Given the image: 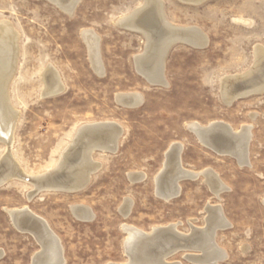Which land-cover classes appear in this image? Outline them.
<instances>
[{
  "label": "rangeland",
  "instance_id": "374dc122",
  "mask_svg": "<svg viewBox=\"0 0 264 264\" xmlns=\"http://www.w3.org/2000/svg\"><path fill=\"white\" fill-rule=\"evenodd\" d=\"M157 3L170 25L197 28L206 39L200 47L182 42L170 47L162 86L137 71L135 59L146 48L142 32L117 25L143 11L146 0H78L70 14L48 0H0V25L15 36L0 51V62L13 67L2 69L0 63V74L8 78L4 109L13 120L0 132V166L15 162L0 176V264H32L41 250L31 234L12 224L7 210L28 207L44 219L59 240L64 264H127L123 225L149 233L178 222L177 231L187 236L192 225L206 228L211 205L230 223L216 232L217 247L225 253L218 264H264V91L230 105L220 94L223 79L247 73L255 50L264 49V0ZM87 31L98 39L101 74L91 64L83 39ZM47 71L58 82L50 90L42 80ZM134 93L142 96L139 106L117 102L118 96ZM219 121L233 131L251 126L247 164L209 150L188 130L190 123ZM99 123L113 124L120 135L114 152L97 149L90 155L98 168L87 185L63 192L38 182L63 164L79 130ZM174 143L182 146L183 168L211 169L227 189L216 197L199 176L181 181L174 199L157 197L154 177ZM133 173L144 179L130 181ZM126 200L132 205L124 216L120 209ZM75 206L91 209L93 218H75ZM200 254L184 250L167 261L193 264L185 256Z\"/></svg>",
  "mask_w": 264,
  "mask_h": 264
},
{
  "label": "bare ground",
  "instance_id": "6f19581e",
  "mask_svg": "<svg viewBox=\"0 0 264 264\" xmlns=\"http://www.w3.org/2000/svg\"><path fill=\"white\" fill-rule=\"evenodd\" d=\"M48 1L55 4V6L63 9L64 12L65 11L68 12V14H70L73 11L74 7L78 3V0H48ZM203 1L204 0H191V2L194 3H199ZM157 2L158 0H146V6L143 10L144 12L140 9L141 11L139 12L137 11L133 15L130 13L131 15L120 18L117 22V25L123 26L126 29L134 30L135 32L136 31L142 32L143 37H145L146 39V46H145L146 48L144 55L138 56L135 59L137 71L142 77H144V79H146L148 83L162 86L166 84L163 78V70H164L163 61L170 47L177 42L187 43L194 47H200L205 43L206 39L204 35L197 30V28L181 29L170 25L161 14L162 9H160ZM0 26H1L0 51L1 50L3 51V49L6 50L7 45H11L9 41H13L11 39H14L15 36L14 37L12 36L11 38L12 33L10 32V30L5 25H0ZM83 35H84L83 39L87 45L90 54L89 57L91 60V64L95 67V70L99 74H101L102 67L98 55L99 52L98 39L90 31L84 32ZM15 43H13L14 46L16 45ZM7 50L9 51V49ZM254 56H255V61L253 67L247 73H244L242 75H236V76L233 75L226 77L221 82L220 94L222 96L223 101L226 102V105L227 104L230 105L231 103H233V101H235L240 97H246L250 94H254V93L257 94L264 91V49L260 48L259 50H255ZM15 60H16V55H15ZM8 64L9 63L7 62V60H5L2 64L3 65L2 69H6L7 67L10 68ZM42 80L47 90L54 88L58 83L57 79L55 78V74H53V72L50 71H47L43 74ZM7 83H8V78L7 76H5V73L0 74V132L7 129L9 120L13 121L11 119L8 120L9 115H11V112L9 111L7 112L4 109V105L8 103L7 94H6L8 91L7 89H6L7 92L5 91ZM239 84L245 85V87L252 86V88L245 89L246 91H243V89H238ZM49 93L51 94V92ZM141 101H142V96L137 93L126 94L117 97V102L125 107H137L140 105ZM214 124H222V126H224L223 129L226 132L227 138L223 134L225 132L223 133L217 131L207 132L208 130L207 131L200 130V129L210 128ZM227 125L226 123L223 124L220 121L213 122L205 126H201L198 123L194 122L188 124V130L195 136V138L201 145L205 147L210 146L211 148H213L217 152H220L221 154L229 153L238 162V164L245 165L247 164L248 156L246 153V148L251 138L250 135L251 126L248 125L243 126L239 130L233 131L232 129L228 130ZM119 135H120V130H118V128L111 123H99L90 126H85L81 130H79L78 133L76 134L73 144L69 152L67 151V156L63 160V164H61L59 169L53 173L54 175H52L48 179L46 178L40 179L38 182L40 183L46 182L45 184L47 185L50 184L48 185L49 187L46 186V189H51L52 191L75 192L81 190L85 185H87L90 176L98 168V166H96V164H94L92 162L93 160H91L90 158L92 152L97 149L101 150L102 152H109V153L114 152L117 147V140L119 138ZM215 145H217V147H215ZM181 149L182 146L179 143H174L171 146H169L165 154V161L163 168L154 177V187H155L154 190H155V195L157 197L163 199L164 201H170L171 199H174L179 195L180 193L179 183L181 181L191 178L194 180V177L196 178L199 176H202L203 182L208 186V188L216 197L221 192L227 189V187L223 184V182H221V180L218 178L217 173H215L211 169H205L201 172H192L190 170H186L185 168H183L180 162ZM221 150H224L225 152ZM12 163L13 162L10 161L4 162L0 166V176L3 175V173L6 170L11 168L13 170V168H15L13 165L15 162L13 164ZM165 169L166 172L163 175V171ZM7 174L8 173H6V175ZM59 174H62L63 179L65 181L64 184L66 185H62L61 187H57L56 189V187L51 186V179H53V177ZM18 175L21 174L18 173ZM128 177L130 181L133 182L144 179L143 174H137V173L130 174L128 175ZM8 178L9 177H7V179ZM38 186L40 185L38 184ZM263 204H264V199H263ZM131 205L132 203L126 200L122 205L120 212L124 216H127L130 213ZM27 208L25 207L12 211L9 210L7 211L10 215L12 224L18 230L22 229L31 232L37 237V239L40 242L39 244L41 250L38 253H36V255H34L32 264H64V260H63L64 257L62 254L63 250L59 245V240L57 239L56 235L53 234V232H50L48 224L44 219L34 215ZM71 210L75 218L79 220L88 221L93 218L92 211L89 208L82 206H75L72 207ZM207 212H208V218H207L208 223L206 228L198 229L192 225L190 226L191 234L187 236L177 231L178 225L181 224L178 222L176 224H171L166 227H155L149 233H145L133 227L123 225L122 230L126 234V238L123 242V249H124L123 251L128 259L127 264L130 263V260H132L131 262L133 264H144V263L181 264V263H169L167 261L170 257L175 255V254L168 255L169 251H167L171 248L172 245H174L177 242L174 236L175 232L179 233L184 237H188V238L191 237L189 239L190 241L189 247L188 246L182 247L183 249H181L180 252L184 250L195 249V251L197 250L202 254V255L200 254L202 257L185 256L186 255L185 254L184 255L185 258L190 263L218 264L225 257V253L223 250L217 247V244L215 242L216 232L219 229L227 228L230 223H228L226 218H224L222 214L223 212L221 213L219 206H213V205L208 206ZM32 217L36 219L35 223L30 220L33 219ZM148 237H152L150 241L147 239ZM152 248L154 252L157 253L155 256H152L151 254ZM149 255L152 257H149Z\"/></svg>",
  "mask_w": 264,
  "mask_h": 264
},
{
  "label": "water",
  "instance_id": "95a60500",
  "mask_svg": "<svg viewBox=\"0 0 264 264\" xmlns=\"http://www.w3.org/2000/svg\"><path fill=\"white\" fill-rule=\"evenodd\" d=\"M238 89H243V91H246L245 89H251L252 88V86H246L245 87V85H241V84H239L238 85ZM240 91V90H239ZM55 94H57V93H55ZM55 94H53V95H55ZM224 128V126H222V124H214L212 127H210V128H207V129H200L201 131L202 130H208L207 132H215V131H217V132H225V130L223 129ZM227 128H228V130H231L228 126H227ZM225 136H226V138H227V135H226V132L225 133H223ZM211 145V144H210ZM214 146V145H213ZM215 147H217V145H215ZM208 148L209 149H211L212 151H214L215 153H220V152H217L216 150H214L213 148H211L210 146H208ZM221 151H224V150H221ZM225 152V151H224ZM246 153H247V148H246ZM220 155H228V156H231L229 153H223V154H221L220 153ZM231 157H233V156H231ZM165 172H166V169L163 171V175L165 174ZM162 175V176H163ZM197 178V177H196ZM184 179V178H183ZM192 179V178H191ZM194 179H195V177H194ZM64 179H63V176H62V174H59V175H57V176H55V177H53V179H51V185H52V187H56V189H57V187H61L62 185H66V184H64ZM24 214V213H23ZM33 219H34V217H32ZM30 219L32 222H36L35 220L36 219ZM19 231H21V232H24V233H29V234H31L34 238H35V240H36V242L39 244L40 242H39V240L37 239V237L34 235V234H32L31 232H28V231H25V230H22V229H20ZM51 232V231H50ZM175 235V239H176V243L174 244V245H172L171 246V248L169 249V250H167V251H169L168 252V255H173V254H176V253H178V252H180L181 251V249H183L182 247H185V246H188L189 247V244H190V241H189V239L191 238H188V237H184V236H182V235H180L179 233H174ZM154 236V235H153ZM152 236V237H153ZM152 237H148L147 239L150 241V239L152 238ZM60 245V244H59ZM146 246V245H145ZM194 246V245H193ZM39 247H40V244H39ZM152 252H151V254H152V256H155L157 253H155L154 252V250H153V248H152V250H151ZM166 251V252H167ZM155 253V254H154ZM159 254V253H158ZM152 256H150L149 255V257H152ZM161 256V255H160ZM150 259V258H149ZM130 260V259H129ZM146 260H148V259H146ZM132 260H130V263H128V264H133L132 262H131ZM144 264H147V263H144Z\"/></svg>",
  "mask_w": 264,
  "mask_h": 264
}]
</instances>
